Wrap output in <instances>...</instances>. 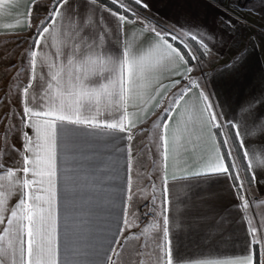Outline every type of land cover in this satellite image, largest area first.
Listing matches in <instances>:
<instances>
[{"label": "snow or ice", "instance_id": "6c2138e0", "mask_svg": "<svg viewBox=\"0 0 264 264\" xmlns=\"http://www.w3.org/2000/svg\"><path fill=\"white\" fill-rule=\"evenodd\" d=\"M13 3L15 0H0V9ZM110 3L118 9L98 0H48L43 4L30 0L26 6V30L31 33L29 50L24 53L27 81L17 83L22 75L17 70L0 97V106L6 109L0 114V124H4L0 131V264H84L72 259L75 253L67 240L61 257L58 231L60 151L62 148L67 199L78 166L74 145L81 138L111 142L116 152H125L126 176L119 192L121 211L113 221L115 231L104 244L93 247L94 258L89 264H121L127 242L140 241L150 230L156 235L148 236L132 254L133 264H137L136 257L138 264H144V256L153 251L152 264H264V246L255 227L247 228L249 245H256L255 249L235 260L203 258L212 254L192 257L178 248L174 255L172 239L173 235L178 239L188 223L189 213L180 204L193 195L185 183L174 192L178 181L198 185L207 183L205 178L222 177L229 181L236 208L247 207L244 179L249 186L258 179L264 181V159L256 157L254 165L250 158L264 153V99L253 96L238 101L225 113L217 92L210 87L215 80H209L202 65L192 63L200 57L188 41L204 50L201 56L211 52L204 36L192 31L199 25L189 20L191 26L185 29L181 25L176 33L161 28L158 22L145 25L138 9H148L149 0ZM102 13L113 19L107 20ZM129 25L140 31H132ZM245 59L238 57L229 67H238ZM13 94L19 108L11 99ZM152 104L155 111L149 114L147 108ZM152 116L155 120L149 130L144 125ZM146 133L160 161V187L150 180L151 193L147 188L132 187L131 141ZM14 136L21 141L19 149L10 143ZM123 138L128 144L121 149L116 142ZM198 144L209 148L202 161L205 170L174 174L170 189L169 156L175 160L182 150ZM234 148L245 161V177L236 170ZM12 153L19 160L18 167L4 163ZM149 195L143 215L152 219L142 232H132L139 227L136 204L148 200ZM13 197L16 201L10 204Z\"/></svg>", "mask_w": 264, "mask_h": 264}, {"label": "crops", "instance_id": "0c3cea01", "mask_svg": "<svg viewBox=\"0 0 264 264\" xmlns=\"http://www.w3.org/2000/svg\"><path fill=\"white\" fill-rule=\"evenodd\" d=\"M38 2L43 4L48 3V0H38ZM29 3L30 0H15L10 7L0 9V57H3L0 60V97L4 96L17 70L22 72L17 83L27 81L23 68L26 67L24 53L29 50L31 43V33L26 30L27 16L25 15L26 6ZM231 3L232 0H149L148 9H138V15L144 20L145 25L149 21L158 22L161 28L176 33L181 31V25H184L185 29L189 28L191 26L188 23L189 20L192 25L200 26L199 29L192 27V31L194 33L199 31L204 36L211 52L201 57L199 53L204 50L198 49L195 42L188 41L193 52L200 57L193 63L202 62L203 65L211 64L215 60L220 62L214 69L208 65L209 68H205V72L209 80H215L210 87L217 92L216 98L220 100L225 113L230 111V104L234 105L238 101L242 102L253 96L264 99V34H254L248 27L254 22L251 13L255 8H245L243 0L235 6ZM99 4L104 5L101 2ZM115 6L118 8V5ZM131 6L136 7L134 4ZM102 14L109 21L113 19L107 13ZM35 15L34 11L33 23H35ZM40 15L43 18L44 12L42 11ZM128 27L134 32L140 31L137 27L131 25ZM241 56L246 57L243 63H239L236 68L229 67ZM9 64L15 67L9 68ZM196 71L198 73L199 69ZM11 99L16 104V108H19L14 94ZM147 110L149 114L155 111L154 104L149 105ZM5 111L6 109L0 106V114ZM153 120L155 116H152L144 127L150 130ZM3 127L4 124H0V131ZM228 131L227 127L223 130L224 133ZM10 143L18 149L22 147L20 139L16 136L11 138ZM116 143L121 149L128 144L126 138ZM74 147L77 150L78 166L73 173L75 186L67 199H65L64 190L65 164L62 148L59 158L58 231L61 257L63 258L64 244L67 240L75 253L72 259L89 264L94 258L93 247L104 244L115 231L113 221L121 211L119 192L126 176L125 152L123 150L116 152L115 145L111 142L91 138L79 139ZM169 147H172L171 143ZM131 151L133 190L147 188L148 193H151L150 180L155 181L157 188L160 187V161L147 133L143 136L140 134L135 136L131 141ZM208 152L207 145L198 144L182 150L175 160L170 155L167 162L169 188H173L174 174L183 176L190 171H204L202 161L206 160ZM233 153L232 159L237 165L236 170L241 177H245L246 172L243 166L245 161L236 154L235 148ZM256 157L264 159V153L257 152L255 156H250L254 165ZM14 159H16L15 164L12 163ZM4 163L12 167L19 166L15 153L7 156ZM205 179L207 183L198 185L178 181L176 189H173L174 192L179 191L180 184L185 183L193 194L186 204H180V208L189 213L188 223L185 224L184 231L178 239L175 235L172 236L173 254L175 255L178 248L181 253L192 257L212 254L203 257L208 260L240 259L247 255L250 249L254 250L256 247L254 244L249 245L251 234L247 230L248 226L257 229L255 235L260 239L261 246H264V237L261 236V232L264 231V181L258 179L249 186L248 180L244 179L245 199L248 200V205L238 210L237 199L232 194L229 181L222 177ZM150 199L149 195L148 200L137 202L136 208L140 215L139 227L133 228L132 232H142L151 221V216L143 215L146 211L144 204ZM15 201L16 198L13 197L10 204H14ZM114 203L115 208H113ZM169 215L171 219V212ZM125 235L128 233L125 232ZM155 235L156 233L150 230L149 234L142 237L140 241L129 240L128 250L123 253L124 260L121 264H133L132 254L148 240V236ZM149 244L151 245L150 241ZM154 259L153 251L152 255L144 256V264H152ZM138 261L139 257H136L137 264Z\"/></svg>", "mask_w": 264, "mask_h": 264}, {"label": "rangeland", "instance_id": "374dc122", "mask_svg": "<svg viewBox=\"0 0 264 264\" xmlns=\"http://www.w3.org/2000/svg\"><path fill=\"white\" fill-rule=\"evenodd\" d=\"M240 1L242 0H232L231 4L235 6V5H238ZM251 6L255 8V10L252 11L251 13V18L253 19L254 22L251 25L248 24L249 25L248 27L254 34H264V2H259V3L255 2V3H252ZM219 63H220L219 61L215 60V62H212L211 64L202 65V62L199 64L202 65L204 69L205 68L208 69L209 66L214 69L215 67L219 66Z\"/></svg>", "mask_w": 264, "mask_h": 264}, {"label": "trees", "instance_id": "16d2710c", "mask_svg": "<svg viewBox=\"0 0 264 264\" xmlns=\"http://www.w3.org/2000/svg\"><path fill=\"white\" fill-rule=\"evenodd\" d=\"M99 2L103 3L104 5L111 7L114 10H117V6L112 5L108 0H98ZM259 3V2H264V0H243V6L245 8H253V6H251L252 3ZM200 55V53H199ZM202 57V56H201ZM193 63V62H192Z\"/></svg>", "mask_w": 264, "mask_h": 264}]
</instances>
